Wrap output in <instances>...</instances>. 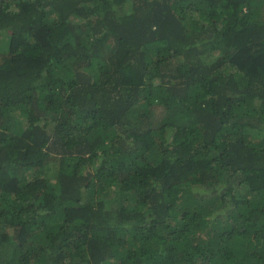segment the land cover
I'll return each mask as SVG.
<instances>
[{"label": "trees", "instance_id": "obj_1", "mask_svg": "<svg viewBox=\"0 0 264 264\" xmlns=\"http://www.w3.org/2000/svg\"><path fill=\"white\" fill-rule=\"evenodd\" d=\"M0 264H264V0H0Z\"/></svg>", "mask_w": 264, "mask_h": 264}]
</instances>
